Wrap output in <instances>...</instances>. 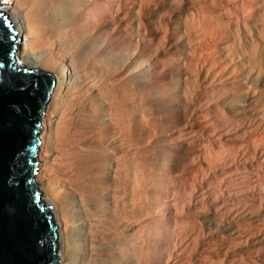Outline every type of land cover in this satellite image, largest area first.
<instances>
[{
    "label": "rangeland",
    "instance_id": "374dc122",
    "mask_svg": "<svg viewBox=\"0 0 264 264\" xmlns=\"http://www.w3.org/2000/svg\"><path fill=\"white\" fill-rule=\"evenodd\" d=\"M100 3L105 43L123 62L106 57L86 74L104 87L123 148L107 136L98 160L103 172L105 154L119 163V198L131 173L143 185L134 193L135 251L150 264H264V0ZM133 4L136 14H129ZM246 64H257L260 74ZM87 86L68 95L86 106L81 118L93 120L96 96ZM46 114L47 105L41 151ZM156 232L163 240L155 241Z\"/></svg>",
    "mask_w": 264,
    "mask_h": 264
},
{
    "label": "bare ground",
    "instance_id": "6f19581e",
    "mask_svg": "<svg viewBox=\"0 0 264 264\" xmlns=\"http://www.w3.org/2000/svg\"><path fill=\"white\" fill-rule=\"evenodd\" d=\"M101 1L93 0L92 8L89 0H3L0 12L10 19L16 40L21 39L13 55L15 64L50 73L55 78L45 115L42 151L39 149L37 154H43V160L39 161L36 176L43 193L40 202L52 207L49 213L58 225L56 258L59 264H150L146 255L135 251L132 229L137 219L134 193L143 185L133 181L130 172L127 194L119 198L114 192L115 183L121 182L120 172L115 167L119 163L105 154L108 168L103 172L98 160L102 158L103 140L107 136L112 135L113 145L121 146L118 140L122 127L107 103L102 84L97 87L94 77L89 81L86 74L88 64L101 65L106 57L117 64L123 62L117 50L108 48L105 43L102 18L106 13ZM136 6L129 8V14H136ZM92 16L97 19L95 26L91 23ZM126 63L134 64V61ZM255 65L245 67L258 76L261 70ZM75 69L81 70L82 76H77ZM139 74L143 78L148 75ZM84 85L95 91L97 106L96 116L91 115L93 120L81 118L86 106L80 108L81 100L77 96L82 94L80 88ZM75 88L77 96L68 95ZM136 108L143 114L140 107ZM50 110L52 112L48 113ZM73 112L77 113L75 117ZM52 113L57 117L51 118ZM132 117L130 114L129 122ZM143 122L146 123L144 118ZM118 148L122 150L123 146ZM50 160L57 163L55 168L51 167ZM162 163L168 166L167 159L163 158ZM143 239L139 237V241ZM154 239L163 240L158 232L154 233Z\"/></svg>",
    "mask_w": 264,
    "mask_h": 264
},
{
    "label": "water",
    "instance_id": "95a60500",
    "mask_svg": "<svg viewBox=\"0 0 264 264\" xmlns=\"http://www.w3.org/2000/svg\"><path fill=\"white\" fill-rule=\"evenodd\" d=\"M17 41L0 12V264H58V225L35 179L40 120L55 78L15 64Z\"/></svg>",
    "mask_w": 264,
    "mask_h": 264
},
{
    "label": "snow or ice",
    "instance_id": "6c2138e0",
    "mask_svg": "<svg viewBox=\"0 0 264 264\" xmlns=\"http://www.w3.org/2000/svg\"><path fill=\"white\" fill-rule=\"evenodd\" d=\"M13 39H15L14 37H12ZM25 71H27V70H25ZM38 198V197H37Z\"/></svg>",
    "mask_w": 264,
    "mask_h": 264
}]
</instances>
